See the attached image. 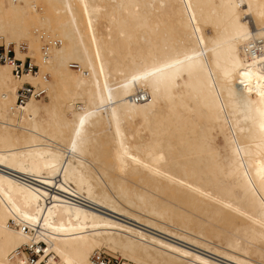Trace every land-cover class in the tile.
I'll use <instances>...</instances> for the list:
<instances>
[{
  "label": "bare ground",
  "instance_id": "6f19581e",
  "mask_svg": "<svg viewBox=\"0 0 264 264\" xmlns=\"http://www.w3.org/2000/svg\"><path fill=\"white\" fill-rule=\"evenodd\" d=\"M0 42V264H264V0H0Z\"/></svg>",
  "mask_w": 264,
  "mask_h": 264
},
{
  "label": "built area",
  "instance_id": "2783aa9c",
  "mask_svg": "<svg viewBox=\"0 0 264 264\" xmlns=\"http://www.w3.org/2000/svg\"><path fill=\"white\" fill-rule=\"evenodd\" d=\"M44 38V37H42ZM59 40H46L43 45V55L46 56L51 46L59 44ZM24 49V48H23ZM0 62L7 63L11 67V71L15 76H20L24 73L35 72L37 70L36 65L31 63L29 57H25L23 60L17 59L13 50L12 44L5 45L0 42ZM72 68L76 69L78 66L72 63ZM45 89L41 87H35L29 83H24L16 90V107H21L30 98H40L44 96ZM141 99V97H137ZM136 99V100H137ZM74 201L81 202L84 199L75 197ZM10 224L16 226L13 220H10ZM27 230V228H24ZM33 237V235L31 234ZM10 258L18 259L20 264H64L57 262V256L50 250L46 249L45 243L31 241L24 244L10 253ZM91 259L96 264H118L119 258L110 255L107 251L101 249L96 250L91 255Z\"/></svg>",
  "mask_w": 264,
  "mask_h": 264
},
{
  "label": "rangeland",
  "instance_id": "374dc122",
  "mask_svg": "<svg viewBox=\"0 0 264 264\" xmlns=\"http://www.w3.org/2000/svg\"><path fill=\"white\" fill-rule=\"evenodd\" d=\"M102 21H104V22H102ZM107 25V22L104 20V19H99L98 20V22H97V28H98V30H99V32H101V33H105L106 32V26ZM1 63V62H0ZM72 68V67H71ZM74 69V68H73ZM77 69V68H76ZM48 78H50L49 76H48ZM41 98H43L44 100H42ZM38 99H41L42 101H45V100H47V96H46V92H45V94H44V96H42V97H40V98H37V100ZM223 110H224V112L222 113L223 114V124L220 126V127H222V128H224L225 130H229V129H231L232 127H233V125H232V122L236 119V120H242V118H243V112L241 111V110H239V109H237L236 111H234L233 113V115L230 113V110H227V108L226 107H223ZM132 122L133 123H138L139 122V118H137V117H135L133 120H132ZM220 130H219V128H216L215 129V138H214V140H215V142H216V144L219 146V147H223L224 145H223V136H221L220 135V132H219ZM142 136V135H141ZM106 251L110 254V255H112V256H114V257H117V258H119V260H121V256H120V254L119 253H116V252H112V251H110V250H108V249H106ZM227 263H229V264H233V263H230V262H227Z\"/></svg>",
  "mask_w": 264,
  "mask_h": 264
}]
</instances>
